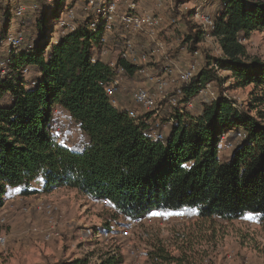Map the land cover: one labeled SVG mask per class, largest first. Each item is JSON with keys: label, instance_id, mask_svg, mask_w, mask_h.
<instances>
[{"label": "trees", "instance_id": "16d2710c", "mask_svg": "<svg viewBox=\"0 0 264 264\" xmlns=\"http://www.w3.org/2000/svg\"><path fill=\"white\" fill-rule=\"evenodd\" d=\"M63 1L52 0L47 12L33 11L31 29L26 15L14 21L23 41L8 58V73L0 76V208L15 191L22 197L36 194L37 182L46 193L69 189L105 202L115 216L128 221L165 214L224 222L252 215L264 221V110L259 109L264 103V60L250 59L242 44L252 32L264 31L263 0H217L209 29L192 23L190 13L182 18V45L189 52H197L208 36L220 55H206L176 96V107L164 110L173 123L159 120V125L152 112L136 121L110 105L103 87L112 71L98 56L102 30L79 24L72 32L54 31L50 22L61 16ZM33 2L41 9L50 5ZM175 23L171 20L168 26ZM7 25L0 19V38ZM162 31L161 36L168 32ZM134 40L139 50L150 52L144 37ZM93 57L95 63L90 62ZM123 65L127 80L138 79L135 68ZM228 80L233 81L229 88ZM208 83L215 91L213 100L197 96ZM248 86L252 91L245 110L227 89ZM58 111L75 120L83 144H60L51 135ZM153 132L162 133L163 139L153 140ZM222 138L231 147L226 158L220 156ZM146 257L149 264H184L159 244ZM100 264H123V257L112 253Z\"/></svg>", "mask_w": 264, "mask_h": 264}, {"label": "rangeland", "instance_id": "374dc122", "mask_svg": "<svg viewBox=\"0 0 264 264\" xmlns=\"http://www.w3.org/2000/svg\"><path fill=\"white\" fill-rule=\"evenodd\" d=\"M20 1L30 5L33 0ZM85 1L64 0L61 15L64 16L65 10L72 6L78 19L87 18L92 11H83ZM106 1L94 0L96 4ZM134 1L141 10H155L156 0ZM217 3V0H163L160 13L165 24L158 31V39L164 41L168 56L175 55L174 51H179L173 59L181 69L192 60L193 54L182 45V35L185 32L182 18L190 13L191 22L196 24L194 15L198 11L204 16L214 18ZM49 4L42 7V12L48 11L52 1ZM25 19L31 29L36 21L35 12L28 11ZM171 20L176 23L169 27ZM15 24L13 20L10 21L9 33L15 34L20 30ZM50 24L52 26L56 22L51 21ZM53 29L57 31L56 28ZM161 29L165 30L162 33L168 30L165 36H161ZM26 35L29 36L28 33ZM113 40L114 37L111 39V45L114 44ZM242 44L250 59L264 60V31L252 32ZM140 51H144L142 47ZM197 53L195 60L199 66L205 63L206 55H220L216 42L208 36L197 46ZM5 58V53L0 51V61ZM160 64L161 57L156 56L148 65L150 74L160 72ZM222 76L225 77L226 74L222 73ZM230 84H233L232 80H228L226 87L231 86ZM141 85H146V81L140 78L127 80L121 98L123 105L135 109L130 102V95L133 89ZM251 91V86L230 88L227 89V95L246 110ZM169 94L172 96V92ZM167 104L166 100L160 99L156 103L162 117L164 110H169ZM259 109L264 110V103L259 105ZM136 112L139 116L145 114L138 109ZM251 114H255L254 111ZM156 118L154 115L153 119ZM70 132L74 136L73 146L85 142L84 136L76 126ZM224 139L220 143L221 158H226L231 150ZM236 143L237 141L232 145ZM35 190L37 193L29 197H22L16 191L13 192L0 208V218L5 219V224L0 226V236L6 239V244L0 246V264H71L84 259L87 264H100L102 258L112 253H119L123 257V264H149L146 254L158 244L171 256L183 260L184 264H264V221L252 215L224 222L215 219L200 220L195 217L182 221V215L165 214L144 219L130 226L131 221L115 216V212L108 206L92 201L75 190L58 189L46 193L39 183ZM40 205L56 208L51 219L54 230L49 240H45L44 236L49 232L51 225L45 213L39 209ZM88 229L91 230L90 234L86 233ZM124 230H127V235L122 234Z\"/></svg>", "mask_w": 264, "mask_h": 264}, {"label": "built area", "instance_id": "2783aa9c", "mask_svg": "<svg viewBox=\"0 0 264 264\" xmlns=\"http://www.w3.org/2000/svg\"><path fill=\"white\" fill-rule=\"evenodd\" d=\"M51 1L46 0L47 3ZM162 5L163 0H156L155 10L150 11L139 9L134 0H107L103 4H96L94 0H86L83 11H92L94 15L92 19L79 22L75 11L70 7L65 10V15H61L56 24L53 25V28H56L61 33L72 32L79 24L84 29L91 31L101 28L102 35L99 39L100 49L98 56L99 60H103L112 71L111 78L103 87L104 94L110 105L120 112L125 111L129 118L136 121H138L139 117L136 109L145 113L152 112L158 118L156 125H159V120H165L168 124L173 123L171 117H162L160 109L156 105L157 101L159 99L160 101L166 100L170 110L171 108H175L176 96L182 94V87L190 82L200 67L195 60V56L198 55L196 51L193 52L192 60L184 69L178 67L177 62L167 55L165 44L158 39V31L164 23L162 14L160 13ZM40 10V6L33 1L30 5H27L20 0H0V19L8 21L6 35L0 38V51H3L6 57L0 61V76L8 73L6 66V63L9 61L8 58L11 53L13 55L18 53L17 49L23 41L20 35L9 33L11 27L10 21H21L28 11ZM194 17L197 19V24L201 25L204 29L212 28L214 25L212 17L204 16L199 11L195 13ZM118 30L119 33L117 34ZM114 33L116 36H114ZM136 36L144 37L151 44L150 52L140 51L136 47L134 40ZM113 37L115 40H113L114 44L111 45L109 39H113ZM156 56L161 57L160 72L150 74L148 65L154 61ZM96 60L98 59L93 57L90 62L95 63ZM123 64H128L135 68V75L146 81V85H141L131 91L130 102L135 109H129L119 100V95L124 91V86L127 83ZM170 92H172V96H169ZM197 96L213 100L216 95L212 85L208 83L198 90ZM187 108L192 109V103H188ZM75 126L76 122L73 118L58 111L53 116L51 135L58 143L67 144L74 140V136L70 130ZM62 135H65L64 140H62ZM151 137L156 141L163 139L162 133L159 132H153ZM100 203L106 205L105 202ZM39 209L45 213L51 225L49 232L44 236L45 240H49L54 230L51 219L56 208L51 205H40ZM180 219L187 221L189 218L188 216H181ZM139 222L131 221L130 226ZM4 224L5 219L0 218V226ZM86 233L90 234L91 230H86ZM122 234L127 235V230H124ZM5 244V237L0 236V246H4Z\"/></svg>", "mask_w": 264, "mask_h": 264}, {"label": "crops", "instance_id": "0c3cea01", "mask_svg": "<svg viewBox=\"0 0 264 264\" xmlns=\"http://www.w3.org/2000/svg\"><path fill=\"white\" fill-rule=\"evenodd\" d=\"M64 139H65V135H62V140H64ZM68 144H70V142H68L67 145H68ZM73 144H74V143H73ZM36 185H38L37 182H36L35 185H34V189H35Z\"/></svg>", "mask_w": 264, "mask_h": 264}]
</instances>
